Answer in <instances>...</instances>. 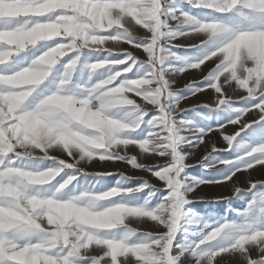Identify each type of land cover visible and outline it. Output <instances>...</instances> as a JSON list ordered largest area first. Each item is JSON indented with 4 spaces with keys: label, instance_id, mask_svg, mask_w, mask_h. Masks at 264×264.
<instances>
[{
    "label": "snow or ice",
    "instance_id": "1",
    "mask_svg": "<svg viewBox=\"0 0 264 264\" xmlns=\"http://www.w3.org/2000/svg\"><path fill=\"white\" fill-rule=\"evenodd\" d=\"M153 3L0 0V8L10 9L0 12V264H147L143 245L122 241L119 228L97 223L80 202L113 190L121 195L112 202L136 205L151 199L152 207L166 202L176 189L166 170L173 176L179 172L178 180L184 181L186 169L193 166L185 144L202 148L198 164L223 173L218 180H197V185L230 188L228 194L212 196V202L230 203L249 193L252 198L245 210H234L235 220L202 217L197 225L202 227L182 228L190 235L178 242L176 233L167 248L154 251L156 261L195 264L204 256L211 264H264V190H257L264 188V177L254 175L264 169V140L255 145L238 140L254 128L264 136V72L255 45L264 36V0H239L235 7L231 0L219 5L205 0L212 6L201 0H159L160 31L168 36L157 47L168 54L174 47L211 49L195 62L184 61L194 65L185 73H199V79L186 77L176 93L182 111L173 119L184 122L179 160L161 155L163 148L152 152L148 143L157 134L166 135L153 123L161 113L143 108L152 67L145 62L153 52L152 29L144 15ZM185 3L205 15L185 11ZM184 14L215 25L206 29L207 39L173 43L193 31L190 25L176 24ZM245 40L253 54L246 65L251 78L229 80L221 73L232 60L221 64L225 52L220 50ZM209 91L213 99L198 103L199 95ZM200 109H207L209 118L217 111L234 115L216 127L200 128L183 115H199ZM217 136L222 137L220 146ZM234 149L246 152L235 160L217 156ZM36 175L48 176L50 182L34 184ZM242 177L247 183L241 184ZM109 178L114 186H107ZM190 187L186 183L180 191L187 194ZM166 233L164 226L151 230L153 249ZM217 240L225 244L209 252L207 246Z\"/></svg>",
    "mask_w": 264,
    "mask_h": 264
},
{
    "label": "clouds",
    "instance_id": "2",
    "mask_svg": "<svg viewBox=\"0 0 264 264\" xmlns=\"http://www.w3.org/2000/svg\"><path fill=\"white\" fill-rule=\"evenodd\" d=\"M168 0H165L167 4ZM239 0H231V7H235ZM221 0H213V4L219 5ZM201 4L204 6H212L205 4V0H201ZM159 0H154L152 10L147 11L144 15V21L147 26L152 29V35L150 39L152 44L149 45L153 49L146 64L152 65L151 67V80L147 82L145 94L148 98V103L143 104V108L146 111H159L160 117L154 118V125L161 128L162 133L153 136L149 143L150 150L152 152H159L160 149H165V152L161 155L167 154L173 160H179V154L177 146L183 141V135L181 130L184 128V122L174 120L175 115H179L182 111L179 108L176 100V93L178 88L176 83L180 77H183L188 68L193 67L191 63L185 64V57L181 56L177 52H171L168 54L162 47H157L160 40L168 36L167 32L160 31L161 20L159 17ZM10 9L7 7L0 8V12H8ZM176 24L179 26L190 25L193 31L184 38H205L207 39L205 32L208 28H214L215 25H202L195 18L188 14L176 17ZM140 36V33H136ZM149 38V37H142ZM256 48L259 50V58L261 64V71L264 72V36L257 37L255 41ZM164 51L165 54L161 55ZM225 52V55L220 60L223 64L225 61L232 60V63L225 69V72L221 75L228 74L229 80L236 79L238 82H245L251 77L249 76L246 65L250 59L253 58L252 50L249 47L248 41H241L240 43H233L231 48L221 49ZM216 52H212V56H217ZM211 58V57H209ZM234 58V59H233ZM154 61V63H153ZM181 62V64L174 69L171 68V62ZM203 63V61H201ZM159 66V67H158ZM162 69V71H161ZM174 171V169H173ZM183 171V168L180 169ZM168 177L170 186L176 185L175 193L170 194V197L166 202H162L155 207H152L151 199H146L141 204H127L122 202H112L115 196L121 195V190H113L110 193H102L97 196H93L91 199L83 200L80 202V207L90 213L91 217L97 222L104 225L119 228L118 233L120 239L124 242L137 241L142 247L144 255L148 257L147 264H154L156 261L155 253L163 251L167 248L171 241L175 239L176 233L186 226H197L202 216L198 213H194L187 205L191 203L193 199L199 197L190 196L195 188L198 187L195 177H186L184 181L178 180L179 172L175 176L172 175V171L165 172ZM50 182V178L44 175H36L32 178L34 184H44ZM190 184L192 187L187 188L185 192H181L180 189L185 184ZM127 194V193H125ZM154 195V194H153ZM164 226L167 228L165 237L155 241V249L151 245L152 236L151 230H147ZM167 255V254H165ZM165 257H161L163 260ZM211 264V260L205 259L201 256L200 259L195 261V264ZM159 264V261H156Z\"/></svg>",
    "mask_w": 264,
    "mask_h": 264
},
{
    "label": "rangeland",
    "instance_id": "3",
    "mask_svg": "<svg viewBox=\"0 0 264 264\" xmlns=\"http://www.w3.org/2000/svg\"><path fill=\"white\" fill-rule=\"evenodd\" d=\"M177 2L179 3V0H177ZM185 11H191L194 15L198 16V17H202L205 15V12L203 10H198V9H192L190 8V6L188 4H183L182 5ZM173 24L175 23L174 21L172 22ZM197 38H192L191 39H187V38H178L176 39L173 43L177 44V45H192V44H198L199 41L201 39H203V37L197 39ZM192 41V42H190ZM210 47L207 49L201 48H191V47H174L172 48L173 52H177L178 54H180L181 56L185 57L186 59L195 62L198 58L203 57L208 51H210ZM137 55L143 56V54L141 52H137ZM181 64V62H171V68L174 69L175 67L179 66ZM214 66V65H213ZM210 70V69H209ZM188 73H184L183 77H180L179 80L176 83V87L177 88H182L185 82L186 77L190 76L192 78H194V74L196 76H199V73H190V75H187ZM211 92V91H209ZM211 97V98H210ZM195 99V97H194ZM209 99H213V93L211 92V95L206 96V94L201 93L199 95V99H198V103L201 104H206L205 102L210 101ZM185 106H190V105H185ZM237 106V105H235ZM203 110V114L201 115H205L206 117L209 116V113L207 111V109H200ZM216 113V112H215ZM212 113V114H215ZM230 112L225 111L226 116H229ZM185 118L191 119L192 117L194 118L196 116V114L194 113H185L183 114ZM204 128L208 127L207 126H203ZM191 139V138H190ZM238 140L240 141V143L243 144H249V145H255L257 143H260L262 140H264V136H261L257 130L254 129H249L247 130L245 133H242L241 137L238 138ZM222 141V137L221 140ZM218 142V146L222 145V143ZM183 148L185 149V151L191 152V156L188 159V163H194L197 164V161L199 160L200 156L202 155V148L197 150L194 149L192 144H185L183 145ZM240 152H242L243 154H245L246 149H234L232 152H227V153H218L217 156L219 159H226V160H233V157L236 156L237 154H239ZM215 163V161H206L205 163ZM83 163V162H82ZM89 166V165H88ZM91 166V165H90ZM129 168L131 166H128ZM193 167V166H192ZM189 167V170H186L185 175H187L188 177H195L197 180H204V181H212V180H218L222 177L223 173L222 172H217L216 169L214 168H206L203 166H199V168H192ZM90 168V167H89ZM227 171V170H225ZM256 177H264V172L259 173L258 175H255ZM58 180L60 179L59 177L57 178ZM153 182L157 183L158 185L162 182H159L156 178H153ZM55 183V182H53ZM247 183L246 179H244L242 177L241 179V184H245ZM115 184V180H113L112 178H109V181L107 182V186L111 187L114 186ZM218 186L220 188H218V190L212 191L209 190L208 187L211 186ZM257 190H264V188H261L260 186H258ZM230 192V188L226 185H221V184H210V183H202L200 184L198 187L195 188V191L192 192L190 199L192 197H198V196H204V197H208L209 199L206 200H198V199H193L194 202L189 204L187 207L191 208L193 210L194 213H198L200 214L202 217L208 219L209 222H213L216 220H221V219H229V220H235L236 219V212L234 210H245L248 203L251 201V193L244 195L243 198H236L233 199L230 203L229 202H220V203H214L210 200V198L212 196L218 195V194H228ZM157 195H160L159 193H157ZM144 198V195L141 194V202ZM195 227H202V226H195ZM147 230H152L150 227ZM186 235H190L189 233H186L184 230L179 231L178 236H177V240L179 241H183L184 237ZM192 239H198V237L196 236H191ZM225 242L223 240H217L215 242H211L208 246H207V250L209 252L211 251H215L218 247H220L221 245H224ZM177 251H179V249H177Z\"/></svg>",
    "mask_w": 264,
    "mask_h": 264
},
{
    "label": "bare ground",
    "instance_id": "4",
    "mask_svg": "<svg viewBox=\"0 0 264 264\" xmlns=\"http://www.w3.org/2000/svg\"><path fill=\"white\" fill-rule=\"evenodd\" d=\"M190 42H192V41H190ZM187 75H190V73H188ZM188 77H190V76H188ZM193 77L194 78H192V77H190V78H192V79H199V76H196L195 74H194ZM209 95H211V92H207L206 93V96H209ZM209 100L211 101V99H209ZM210 101H207L205 103H209ZM237 106H239V105H237ZM202 111L203 110H200V114L199 115H196L194 118L193 117L191 118L195 122L194 126H197V127H200V128H204L203 126H207V125H208V127H216L218 124L226 122L228 119L232 118V116L234 115L233 113H229V116H226L225 111H217L215 114H211L210 115V118H209V116L206 117L205 115H201V114H203ZM216 139H217V141H219L220 143H222V141H220L221 140V137L217 136ZM241 155H243L242 152H240L239 154H237L236 156H234L233 157V160H235L238 156H241ZM189 158H190V156L187 158V162H188V159ZM92 163L93 164H96L97 162L93 161ZM189 164H192L193 165L192 168H196V169L199 168V166H200V164H198V163L195 164V162L194 163H189ZM88 167L91 168L92 165L91 166L89 165ZM188 168L186 170H189ZM261 172H264V169L254 170V175H258ZM208 188H209V190L215 191V190H218V188H220V187L214 185V186H211V187H208Z\"/></svg>",
    "mask_w": 264,
    "mask_h": 264
}]
</instances>
